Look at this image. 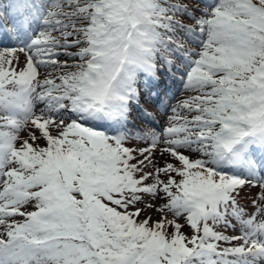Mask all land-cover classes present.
<instances>
[{
  "label": "snow or ice",
  "instance_id": "snow-or-ice-1",
  "mask_svg": "<svg viewBox=\"0 0 264 264\" xmlns=\"http://www.w3.org/2000/svg\"><path fill=\"white\" fill-rule=\"evenodd\" d=\"M0 37V264H264V0H7Z\"/></svg>",
  "mask_w": 264,
  "mask_h": 264
},
{
  "label": "rangeland",
  "instance_id": "rangeland-1",
  "mask_svg": "<svg viewBox=\"0 0 264 264\" xmlns=\"http://www.w3.org/2000/svg\"><path fill=\"white\" fill-rule=\"evenodd\" d=\"M185 2H186V1H185ZM192 2H194V1H192ZM41 69H43V68H41ZM48 71H51V69H44L43 74L46 73V72H48ZM148 94H150V93H149L146 89H144V92L141 91V95H140V97H142V98H144V99L146 100V102H145V105H146V106H150V105H151V103L147 101V100H148V99H147V98H148ZM41 106H42V105H41ZM21 135H26V133H25V132H22ZM137 143H139V145H140L141 147L144 146L143 142H137V141H131V142H130V145H131V146H135ZM258 191H259L258 188H251V187H246V188H245V193H247V195H249V196L247 197V202L244 203V204H245V207H246V210H247L248 212H251V210H252V208H251V204H250V201H251L252 197H253ZM142 207H143V206H142ZM145 215H151L153 218H156V217L158 216V214L155 213V212H146ZM233 223H236V222L234 221ZM184 231H185L186 233L190 232V230H189L188 228H185ZM226 232H227L229 235H231V234H238V232H237V233H233V230H232L231 228H228V229L226 230Z\"/></svg>",
  "mask_w": 264,
  "mask_h": 264
},
{
  "label": "trees",
  "instance_id": "trees-1",
  "mask_svg": "<svg viewBox=\"0 0 264 264\" xmlns=\"http://www.w3.org/2000/svg\"><path fill=\"white\" fill-rule=\"evenodd\" d=\"M239 200H240L241 204H242L243 206H245L244 203L247 202V201H245V198H244V196H243L242 191H241V193H240Z\"/></svg>",
  "mask_w": 264,
  "mask_h": 264
}]
</instances>
